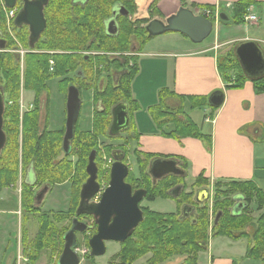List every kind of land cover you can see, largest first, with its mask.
I'll use <instances>...</instances> for the list:
<instances>
[{"label":"trees","instance_id":"obj_1","mask_svg":"<svg viewBox=\"0 0 264 264\" xmlns=\"http://www.w3.org/2000/svg\"><path fill=\"white\" fill-rule=\"evenodd\" d=\"M158 1L152 0L149 3L147 17H134L130 20L128 15H134L137 11L135 0H48L43 9L46 26L33 48L28 46L27 28L25 26L17 27L12 22L16 39L22 47L29 48L30 51L23 56L22 69L19 67L20 63L16 53L0 52V88L6 97L3 112V131L6 135V143L0 153V191L16 183L19 159L22 170L27 168L28 171L31 167L34 183H27L25 176L20 194L22 213L20 234L23 237L24 246H26V230L22 226L23 219L26 215L39 212L41 206L35 203L37 191L34 186L45 183L47 184L45 187L51 188L53 185L64 182H70L71 185L68 206L65 211L38 213V232L30 244L32 253L30 250L23 249V253L31 264H34L40 257L41 251L47 248L55 250V261L60 255L64 243L63 235L70 228L72 218L76 216L75 210L79 203L80 187L88 177L85 171L88 155L92 150H95V161L98 164V138L114 139L119 137V135H108L112 119L111 108L115 104L124 102L128 106L130 123L124 131L129 134L123 139L122 145L118 147H114L110 143H103V146L107 154H111L114 148L123 150V160L126 162L127 145L130 141H135L136 148L133 150V155L137 165V175L130 170L125 181L134 185L139 181L137 179L139 175L141 182L146 185L145 198L153 200L156 197L171 198L168 190L184 180V177L167 175L156 183H152L150 175L147 173V167L150 160L160 154L140 151L138 149L139 134L130 133L134 127L132 115L138 109L131 90V82L138 66L135 57L123 53L128 51L132 36H136L138 39L139 51L149 39L154 37L148 35L145 25L153 18H164L158 13ZM179 1L182 6H185L184 0ZM255 3V0L233 2L232 13L228 14L229 23H243L247 8ZM117 5L123 6L128 14L117 15L115 18L118 27L116 33L107 34L104 23L112 16V9ZM192 6L215 10L214 4L192 3ZM4 25V17L0 13V30H4ZM0 41H3L5 49L17 47L14 44L15 41L8 35L0 34ZM233 48L227 50L224 56L218 59L217 64L222 79L228 83L226 87L239 88L245 81L250 80L254 84L256 92H264V76L249 79L244 74ZM84 51L103 53L93 56L82 53ZM109 52L121 53L124 61L110 59L107 56ZM129 60H132L131 65H129ZM114 68L116 70L126 68L127 72L122 73L116 84L108 81L102 89L95 88L93 85L95 78L105 71L114 70ZM70 74H73V77L69 76ZM230 74H234V80ZM53 78H61L57 81V87L64 95L71 84L78 88L79 93L82 90L93 88L92 102L95 100V104L93 103L91 127L85 130L79 127V110L74 135L69 142L68 153H65L62 148L64 124L53 130L49 128L48 120L45 119L43 129L39 131L40 93L48 92L47 82ZM21 87L34 93L32 108L22 114H20L18 102ZM158 96L159 102L147 110L159 134L174 140L187 137L196 138L201 140L207 149H210V132L202 131L184 108V102L187 101L190 111L207 108L213 112L217 107L208 104V96L178 95L166 89H161ZM167 98L178 99V105L170 107L166 102ZM97 103H101V110L95 107ZM208 116L212 119L213 115L210 113ZM205 118L207 116H203V120ZM64 120L65 116L63 123ZM167 125H171L172 128L165 130L164 127ZM73 155L77 156L75 162L70 160ZM164 156L178 158L183 169H187L188 162L182 156ZM204 173L202 170L195 177L190 185L191 188L193 186L194 188L208 187L209 180L204 176ZM213 189L211 206L207 200L200 207L190 198L191 193H182L175 200L177 211L174 213H161L147 207H140L143 220L123 242L119 243V250L111 256L110 263L132 264L141 256L150 253L146 264H160L176 255L184 256L183 264H199L198 253L206 250L210 238L218 236L234 241L247 239L244 258L264 261V191L251 180L234 179L216 180ZM238 196L242 197L245 206L236 214L233 212V207L236 206V197ZM184 202L194 204L196 208L193 214L180 218L181 206ZM251 203L255 204V216L251 207L254 204L251 205ZM65 217H69L68 225L58 227L60 228L58 230L56 223L61 222ZM87 241H85L86 244ZM91 257L93 258V256Z\"/></svg>","mask_w":264,"mask_h":264},{"label":"crops","instance_id":"obj_2","mask_svg":"<svg viewBox=\"0 0 264 264\" xmlns=\"http://www.w3.org/2000/svg\"><path fill=\"white\" fill-rule=\"evenodd\" d=\"M235 1L237 0L206 2L231 15L232 3ZM255 1L256 3L250 5L247 11L254 12L257 21L247 22L243 18V23L256 24L257 30L262 26L264 33V13H261L264 0ZM257 4L260 5L259 11H256ZM179 5L181 6V2ZM192 9L196 12L198 8ZM246 31L245 26L240 23L214 22L212 29L214 38L210 46L192 43L183 35L178 37L177 32H167L149 39L138 53V69L131 82L132 96L138 104V109L132 115L134 127L130 133L139 134L140 151L153 153L164 151L167 152L164 154L185 158L188 162L187 172L189 171L193 177L203 170L205 177H212L215 180H251L264 191V153L258 152V149H262L260 146H264V92H256L250 80L245 81L239 88H227L228 83L222 79L217 69L218 59L238 41L252 39L264 49V38L250 34L245 36ZM161 89L185 96H208L215 90L223 91V103L213 112L208 109L204 113L207 118L203 123L210 124L211 147L208 151L199 139L187 137L174 140L159 134L147 109L159 102L158 92ZM166 102L170 107H174L178 105L179 100L167 98ZM186 103L187 101L184 102L185 110ZM210 113L213 115L212 119L208 116ZM28 179L31 177L28 176ZM199 194L201 198H205L207 192L200 189ZM9 197L5 200H11ZM6 212L13 214H10V217L12 216L10 222L14 227L7 231L6 238L13 239L15 236L17 239L18 228L15 225L16 220L20 218L17 217L18 206L8 208ZM218 238L220 239L213 243ZM233 243L234 241L231 243L220 236L211 238L208 248L201 251L209 254L207 259L205 258L206 264H264V261L244 258L242 253L234 254L227 251L233 249ZM201 252L198 262L204 264ZM13 258V254L8 253L6 264L14 262ZM47 264H51L49 259Z\"/></svg>","mask_w":264,"mask_h":264},{"label":"water","instance_id":"obj_3","mask_svg":"<svg viewBox=\"0 0 264 264\" xmlns=\"http://www.w3.org/2000/svg\"><path fill=\"white\" fill-rule=\"evenodd\" d=\"M17 1L22 3L21 9L17 12L13 23L17 27L23 25L28 27V46L34 47L41 33L46 26L43 9L48 0H3L6 7H13ZM127 15L126 9L117 5L112 9V16L104 23L107 34H115L117 15ZM218 19L223 22H229L230 18L224 11L218 12ZM213 28L212 21L204 15L195 14L191 9L180 6L176 12L167 16L164 20L159 18L151 19L145 29L149 36H157L166 32H177L185 35L191 42L200 43L206 39ZM3 47V41H0V48ZM234 53L239 60L244 74L249 79H257L264 76V50L257 41L246 39L239 41L234 46ZM3 91L0 88V151L3 148L6 136L3 131ZM224 100V94L221 90L213 91L207 98V102L212 107H219ZM80 96L78 88L71 84L67 88L65 102V131L63 135L62 148L65 153L70 150V140L74 135V127L80 107ZM111 123L108 129L109 136H116L129 126L128 106L124 102H119L111 108ZM95 150L88 155V162L85 171L88 175L82 183L79 191V203L75 214L92 215L96 223V232L89 238L90 255L100 256L106 251L105 241L111 240L123 242L133 229L142 221V211L139 202L144 196V190L132 191L130 184L125 182L129 167L123 159V152L120 150L112 151L114 162L112 163L109 184L101 193L97 202L90 201L97 193L99 186L96 181L97 166L95 163ZM147 172L154 179H160L166 174H183L174 159L153 158L148 166ZM207 192V189L204 188ZM44 190L35 195V203L39 204ZM201 198L200 202L203 201ZM240 198V197H238ZM239 203L234 209V213H239L243 207ZM192 207L185 205L182 208V216L187 217L191 213ZM77 216L73 217L70 228L63 235V248L55 264H78V257L74 252L77 245L76 232H82L87 225L78 220Z\"/></svg>","mask_w":264,"mask_h":264},{"label":"rangeland","instance_id":"obj_4","mask_svg":"<svg viewBox=\"0 0 264 264\" xmlns=\"http://www.w3.org/2000/svg\"><path fill=\"white\" fill-rule=\"evenodd\" d=\"M135 1L137 4V11L134 15H128V18L130 20H132L131 18H134V17H147L148 16L147 15V8H148L149 3L152 0H135ZM206 1H210V0H184V4L187 8L193 10L192 9V7H193L192 3L201 4V5L210 4L209 2H206ZM179 4H180L179 0H159L157 2L158 13L160 16L167 17V16H169L172 13L177 11V9L180 6ZM255 7H256V11H259L260 5L257 4V6H255ZM20 9H21V3L20 2H18L12 9H8V8L4 7L3 1L0 0V11H1L0 13H2V15L4 17V21H5L4 30H0V34L2 36L8 35V37H10V39L12 38L15 41L14 44H16V46H17V47H13L12 49L0 50V52L6 51V52L16 53L18 55V61L20 63L19 67L22 69L23 65L21 64V59H23L24 54L26 52L30 51V49L29 48L26 49V48L22 47V45L16 39V37H15L16 34H15V31L12 27L13 18H15L17 12ZM198 10H202V9L198 8ZM261 13L262 14L264 13V7H261ZM156 18H158V17H156ZM240 24H243L247 30L244 33L245 36L250 34V36H257V37L260 36V37L264 38L263 37L264 33H262V26H260L259 29L257 30L258 26L256 24H252V23H240ZM231 25L233 26L235 24H231ZM25 27L28 30V27L27 26H25ZM177 35H179L178 37L182 36L180 33H178ZM213 38H214V35H213V32H211L210 35L200 43H203V44L210 46L211 42H213ZM161 39H158V40H161ZM130 40H131V43L129 45V49H128V51L124 52L123 54L128 55L130 57H135V59L137 60L138 53L140 52L138 50V48H139L138 39L136 38V36H132ZM220 40H222V39H220ZM226 46H230V44H226ZM218 50H220V49H218ZM82 53L95 56V55L103 53V52L84 51ZM107 56H109L110 59H118L121 62L124 61L123 57H121V53H119V52H109V53H107ZM131 64H132V60H129V65H131ZM124 72H127L126 68H121L120 70H116V68H114V70L110 69V71H105L100 76L95 78V83L93 85L95 86V88H98L100 90L103 87H105V85L107 84L108 81H110L113 84H116L117 81L119 80V77ZM69 76L73 77V74L72 75L70 74ZM230 77L233 79L234 74H230ZM59 79H61V78H53L50 81H48L47 82V84L49 86L48 92L44 91V92L40 93V97H39L40 107H39V121H38L39 131H41L43 129L45 119H46V121L48 120L49 128L53 129V130L60 128L64 124L63 123L64 107H65V101L64 100L66 98V95H64L62 92H60L58 87H57V85H58L57 81ZM80 96H81L82 102H81L80 114L78 117V123H79V127L82 130H85V129H89L91 127L92 109L94 108V104H95V100H94V102H92L93 88L80 91ZM32 98H33V93L31 90L24 89L23 87L20 88L19 100H18L20 114H22L24 111L30 110L32 108V105H31ZM5 99H6V97L4 94V105H5ZM188 106H189V103L187 102L185 111L200 126L202 131L209 133L210 132V124L203 123L204 113L206 111H208V109H203V110L200 109V110L190 111L187 108ZM164 128H165V130H169L172 128V126L167 125ZM128 134H129L128 132L123 131L122 133L119 134V137H116L114 139H108L106 137L105 138L99 137L98 143H97L98 155H101V156L107 155V153L104 150L103 143H106V144L110 143L114 147H116V145L118 147V146L122 145L121 143H122L123 139ZM5 143H6V141H5ZM4 146H5V144H4ZM204 147L207 151L209 150L206 148L205 144H204ZM135 148H136L135 141H133V140L130 141L129 144L127 145L128 154H127L126 162H127L128 166L131 168V170L137 174V165H136L135 158L133 155V150ZM260 148H262V149H258V152L264 153V146H260ZM158 152H160L159 154L167 153L164 151H158ZM0 153H1V151H0ZM168 153H170V152H168ZM76 157L77 156L73 155L70 157V160L72 162H75L77 159ZM160 157H162V156H160ZM162 158H164V157H162ZM98 162L100 164L102 163L99 160H98ZM99 163L97 165L100 167ZM26 171H27V168H26V170L25 169L22 170V164H21V161L19 159L18 178H17L16 183L12 186L5 187L0 191V264H6V257L8 255V253L13 254V257H14L13 258L14 262H12L13 264H30L27 259H26L27 262L24 260L26 255L23 253V249L26 251L30 250V253H32V247L30 244L33 242V239L35 238V236L38 232V222H37L38 213H42V212L53 213L55 211L56 212L57 211H65L67 209V206H68V199H69L68 197H69V191H70L69 189L71 187L70 182H64L61 184H56V185H53L51 188L49 187L50 189H48V191L46 193L44 192L45 196L43 193V197H42L43 199H41V200H43V202L41 203V206L39 208V212L30 214V215H26V216H25V213L23 214L25 217L23 219L22 226L26 230V232H25L26 246H24L22 243L23 237L20 234V227H21V219L20 218H21V214H22L21 210H20V194H21V184H22V181L24 180V178L26 176ZM29 177H31V175ZM193 178H194L193 175L188 171L186 173V177L184 179V182L186 183L187 186H189L192 183ZM214 181H215V179H213L212 177L209 178L208 187H209L210 196H211L210 201L208 203L209 206L212 205V195L214 193V189H213V184H214L213 182ZM222 181H224V180H222ZM33 183H34V180H33V182H31L29 184H33ZM98 183L102 186L107 185V182H106L103 174H99ZM45 185H47V184L42 183L39 185H35L34 188L36 191H41V190L43 191ZM8 196H10L9 199H11V200H5L6 197H8ZM252 204H254V203H251V205ZM141 205H147L151 210L158 211V212H172V213H174L177 211L176 204H174V201L169 200V199L156 198L154 201L143 200ZM14 206H16V207L18 206L17 217H20L16 220V225H15V227L17 226V228H18V237H17V239H15V236L13 237V239H11V237H10V239H8V238H6L5 234H7L8 230L13 229L14 227H13V224L10 222V219L12 218V216L10 217L11 213L8 214V212H6V211L8 208H14ZM251 207H252V210L254 211L255 204L252 205ZM253 214L255 216L256 211H254ZM11 215H13V214H11ZM23 215H22V217H23ZM210 215H212L211 212H210L209 216ZM84 217H86V221L85 220L84 221L87 224L92 225V222H93L92 220L94 218L91 216H84ZM8 220L10 223H7ZM68 222H69V217L68 218L65 217L61 222L56 223V228L61 227V226L65 227L66 225H68ZM58 230H60V228H58ZM95 232H96L95 230L91 229V232L88 230V231H85L81 234L80 233L77 234V239H78V243H79L77 251L79 254L86 250L85 241L89 240V238ZM225 238H226V241H231V243L234 241V240L229 239L227 237H223V239H225ZM219 239L220 238L214 240L213 243L218 241ZM247 243H248L247 239L236 240L232 244L234 246L233 249H227V251L234 253V254L242 253L244 256ZM12 247L13 248L15 247V248L13 250H10ZM105 247H106L105 253L103 255H100V256H95L94 258H88L86 256L88 252H86V254L84 252L83 255H80L81 256V260H80L81 262L79 264H113V263H110V258L115 253H117V251L119 250V243L116 241L108 240V241H105ZM243 251H244V253H243ZM54 252H55V250H51L50 248L42 250L40 253V257H39L38 261L35 262V264H47L48 259H49L50 263L53 264L55 262L54 259L56 257V254ZM199 253H198V258H199ZM201 254L204 257V258H202V261L204 260V264H206L207 263L206 259H207L209 254L208 253L206 254L204 252H201ZM150 255H151L150 253H147V254L141 256L140 258H138L132 264H146V261L150 258ZM1 256H2V259H1ZM183 259H184V256L176 255V256H172V257L168 258L167 260L161 262V264H183L182 263ZM255 263H258V262H255Z\"/></svg>","mask_w":264,"mask_h":264},{"label":"flooded vegetation","instance_id":"obj_5","mask_svg":"<svg viewBox=\"0 0 264 264\" xmlns=\"http://www.w3.org/2000/svg\"><path fill=\"white\" fill-rule=\"evenodd\" d=\"M32 93H33V91H32ZM33 97H34V93H33ZM32 100H33V98H32ZM65 101V100H64ZM31 105H32V103H31ZM95 107H97L99 110H101L102 109V107H101V103H97V105H95ZM64 110H65V107H64ZM66 115V112L64 113V116ZM6 136V135H5ZM123 142V141H122ZM164 155H172V154H160V156H162V157H164V159H174V160H176V164L178 165V167L179 168H181V169H183V165H182V163H181V161L178 159V158H176V157H174V156H164ZM160 156H158L159 158H162V157H160ZM188 167V166H187ZM131 170V169H130ZM129 170V171H130ZM184 170V169H183ZM128 171V172H129ZM132 171V170H131ZM135 175H137L134 171H132ZM148 173V172H147ZM186 173H187V169L186 170H184V172H183V174H181V175H176V174H166V175H164L163 177H165V176H167V175H171V176H174V177H184V179H185V177H186ZM149 174V173H148ZM199 174V173H198ZM197 174V175H198ZM33 176V171H32V169H31V167H29V169H28V171H27V175H26V182L27 183H31V182H33V180L34 179H28V176ZM150 175V180H151V182L152 183H156L158 180H160L161 178H163V177H161L160 179H154L153 177H152V175L151 174H149ZM196 175V176H197ZM137 178V177H136ZM139 181L138 182H136V183H134V185H132L129 181H125L126 183H128V184H130V186H131V189H132V191L133 192H135V191H137V190H139V189H141V190H144V196H143V198H142V200L140 201V203H139V207H147L148 209H150L147 205H141V203H142V201L143 200H146V201H154L156 198H161V197H156V198H154L153 200H147L146 198H145V196H146V194H147V192H146V185L144 184V183H142L141 182V180H140V177H139V175H138V178H137ZM194 179H195V177L193 178V181H194ZM192 181V182H193ZM192 184V183H191ZM190 184V185H191ZM187 186L186 185V183L184 182V180H183V182L182 183H177V184H175L173 187H171L169 190H168V192H169V194L172 196L171 198H163V199H169V200H172V201H174V204H176V199H178L179 197H180V195L182 194V193H186V194H189V193H191V196H190V198L192 199V201L196 204V205H199L200 207L201 206H203L204 205V202L205 201H203V202H200V199L199 198H201V196H200V194L198 195V191L200 190V189H202V188H204L205 186H201V187H197V188H194V186L191 188V186ZM189 187V188H188ZM194 189V190H193ZM210 201V199H208V202ZM203 203V204H202ZM185 205H190L191 207H192V209H191V214H193L194 212H195V205L194 204H191V203H189V202H184L183 204H182V206H181V214H180V218H183V216H182V208H183V206H185ZM233 208H235V207H233ZM141 209V208H140ZM151 210V209H150ZM142 211V210H141ZM211 212V211H210ZM161 213H169V212H161ZM190 214V215H191ZM142 216H143V214H142ZM92 217V216H91ZM210 217H211V215H210ZM212 218V217H211ZM86 221V217H82V218H80V221ZM143 220V219H142ZM93 222H92V225H89V224H87V230L86 231H90L91 232V229H93V230H95L96 231V223H95V221H94V219L92 220ZM207 249V248H206ZM182 262H183V260H182Z\"/></svg>","mask_w":264,"mask_h":264},{"label":"built area","instance_id":"obj_6","mask_svg":"<svg viewBox=\"0 0 264 264\" xmlns=\"http://www.w3.org/2000/svg\"><path fill=\"white\" fill-rule=\"evenodd\" d=\"M207 13H209V11H207ZM13 14V13H12ZM12 16V15H11ZM257 19L256 15L254 13H248L245 16V20L246 21H255ZM111 158L106 157L105 155H103L102 157V163H101V170L103 173H105L106 171H108V169L110 168V164H111ZM107 182V181H106ZM105 188V186L100 185L99 187V191L97 193V195L95 196V198L97 199L99 197L100 192ZM85 252V251H83Z\"/></svg>","mask_w":264,"mask_h":264}]
</instances>
